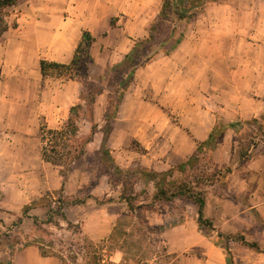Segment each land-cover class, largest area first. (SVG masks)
Masks as SVG:
<instances>
[{"label": "rangeland", "instance_id": "obj_1", "mask_svg": "<svg viewBox=\"0 0 264 264\" xmlns=\"http://www.w3.org/2000/svg\"><path fill=\"white\" fill-rule=\"evenodd\" d=\"M260 2L263 4L260 3L262 6L259 13L264 16V2L261 0ZM248 3V0H239L242 9L247 8ZM201 12L197 13L196 18ZM191 21L187 24L192 23ZM187 24L179 28L180 32L185 33ZM247 24L246 19L242 21V26ZM261 25L264 27V22H261ZM233 39L231 42L230 40L223 42L220 49L224 50L222 53L218 51L219 57L215 50L210 52V66L203 69L208 78L203 86L204 91L200 90V87L197 89L196 83L189 85L187 89H190L187 91L190 93L193 88V97L185 98L187 95L170 97L166 101V112L158 107L152 110L150 103H141V109L135 108L133 113L132 109H126L125 113L118 116L120 121L115 125V132L113 122H110L111 130L106 140L107 148L116 164L124 171L166 173L198 156L199 159L192 168L188 167L185 172L174 170L173 176H168L166 180L176 184L186 182L196 192H203L205 199L211 200L216 196L226 200L223 201L221 217H218L220 215L214 209L211 213L218 218L216 223L213 222L215 229L211 231L198 227V208L187 198L180 197L172 202L154 199L157 193L155 182L163 179L160 176L155 182L151 181L147 174L138 173L134 177L137 178L135 205L138 209L136 217L128 216V206L120 199L122 182L111 175L112 171H109L102 162L100 154L109 124L105 120L109 103L107 97L114 94L119 81L95 82L94 90L103 89L104 93L97 99L103 110L101 117H96L97 134L88 145L85 156L67 173L62 192L64 177L61 168L45 163L41 158L39 129L40 124L44 122L48 125L45 116L41 113L36 114L33 106L25 104L26 99L22 101L19 98L26 90V83L10 80L6 75L2 77L0 73V222H3L0 223V230L11 237L10 241L6 236L0 237V241H8L0 246V260L12 261L15 264V259L25 250L38 249L24 248L27 242L43 238L47 240V244L50 241L55 242L56 250L62 247L72 248L78 256V264L90 263L83 248L87 243H93L104 250L105 264H219L220 256H225L227 261L225 248L230 249L234 264H264L263 254L252 252L239 240L227 238L243 236L246 241L256 242L264 248V219L256 209L246 211L249 205L246 197L238 198L234 192L227 193L226 188L229 175L238 169V160L235 162L233 158L234 155H238V147L240 151L241 144L250 150V157L247 160L264 155V115L256 119L257 123L252 122L254 119L227 124L222 120L220 126L236 125L233 129L234 143L229 147V151L227 150V154L223 150L218 151L223 138L217 137V144L213 150L206 148L201 154L179 162L180 157H177L176 153L173 154L174 150L165 143L166 137H172L173 141L176 139V143L180 145L178 149L181 147V151L183 150L186 155L184 148L187 144L182 140L183 137L187 140V137L186 131L182 128L186 126L189 118L192 120L200 117L197 115L199 110H207L212 117L221 112L226 114L225 108L229 114L236 112L238 93L241 91L246 92V97L244 95L246 100L249 99L250 93L264 96V48L260 47L256 51L238 49L240 39ZM246 39L254 40L247 35L240 41ZM255 41L263 43L264 33ZM200 70L202 68L197 70L194 68L195 74L200 73ZM183 85L184 82L179 85L176 92L181 91ZM147 88L144 86L142 98L154 103L155 97ZM220 116L226 118L218 115ZM139 120L146 123L153 121V125L147 124V128H143L141 134L147 143L150 139L156 138L153 142L155 145L147 148L138 139ZM48 126L59 129L55 127L56 125ZM80 129L83 135H87L91 131V125L82 120ZM158 156L169 161L164 171H156L152 166L158 161L156 159ZM223 159L224 161L229 159V163L224 161L223 164L218 163ZM245 161L240 159L239 166ZM227 169L231 170L230 173ZM231 183L238 187V178L233 177ZM130 188L131 185L128 186V189ZM48 197L55 202L59 200L69 202L76 198H86L87 201L83 205L65 208L67 220L74 225L72 227L61 218H58L60 227L44 226L46 233L38 231L31 218H25L20 227L13 226V223L22 217L25 206L34 202L39 203V207L30 210L29 214L39 217L42 221L46 220L48 208L41 207L40 203L45 202ZM260 199L264 200V196ZM52 206L55 207V204ZM240 206L245 209L239 210ZM205 216L208 219L211 217L206 215V211ZM115 228L117 231L113 242L104 244ZM171 243L174 245V251ZM17 249L21 250L16 251ZM13 251L16 252L12 257ZM240 256L243 257L242 261L239 260Z\"/></svg>", "mask_w": 264, "mask_h": 264}, {"label": "crops", "instance_id": "obj_2", "mask_svg": "<svg viewBox=\"0 0 264 264\" xmlns=\"http://www.w3.org/2000/svg\"><path fill=\"white\" fill-rule=\"evenodd\" d=\"M248 2L245 9L241 8L239 0H215L208 3L198 17L191 21L192 23H186L188 26L185 27L184 40L175 51L170 55L161 53L145 67L137 70L118 116L125 113L126 109H132V113L135 112V108L141 109V103H150L152 110L158 107L166 112V101L170 97L184 95H187L185 98L193 97L194 89L192 88L190 93L187 91L190 89H187L189 85L196 83L197 89L200 87L199 89L203 90L208 81L203 69L210 66V52L215 50L219 57L218 51L222 53L224 50L220 49L223 42L228 40L231 42L232 38L241 40L243 36L250 35L254 40H239L238 43L241 44L238 49L256 51L260 47L264 48V42L255 41L264 33V27L261 25L264 16L259 13L261 2L260 0ZM162 3L163 0H23L17 6L7 9L8 22L12 24L16 21L18 25L16 28L11 27L0 38V73L2 77L6 75L10 80L26 83V90L19 98L22 101L26 99L25 104L33 106L36 114H43L48 125L61 128L70 115V108L80 101L84 86L77 80L44 76L41 62L70 64L84 32H88L95 41L90 49L91 60L87 63V75L93 82H104L110 68L124 59L137 40L147 37L148 27L158 18ZM245 19L248 24L242 26ZM212 42L216 44L213 45ZM194 68L202 70L195 74ZM182 82L184 85L181 91L176 92ZM144 86H147L148 91L155 97L154 103L142 98ZM245 93V91L238 93L236 112L228 114L224 108L226 114L217 113V116L214 114L212 118L210 112L202 109L197 113L200 117L192 120L189 118L186 126L182 128L186 131L187 137V140L185 137L182 140L187 144L184 148L186 155L183 150L181 151V147L178 149L180 145L176 143V139L173 141L172 137H166L165 143L174 150L173 154L176 153L177 157H180L179 162L198 154L199 144L208 140L213 129L220 125L222 120L226 124L241 123L264 115V96L247 92L249 99L246 100ZM103 95L104 93L100 96ZM107 99L109 100L108 97ZM102 113L103 110L97 100L95 118L101 117ZM118 121L119 117L111 121L113 132ZM147 124L151 126L153 121L149 123L138 121L140 130L138 139L148 148L155 145L153 142L156 138L150 139L148 143L147 140L146 142L143 140L141 130L146 129ZM234 135V130L228 129L218 151L223 150L227 154L229 147L233 146ZM159 157L152 166L156 171H164L169 161L167 158ZM229 159L220 160L218 163L223 164V161L229 163ZM237 160L238 169H235L227 180V193L234 192L238 198L246 197L249 204L246 211L256 209L264 219V200L260 199L264 196V155L250 158L239 166L238 147V155H234L233 158V161ZM233 177L238 178V187L232 185ZM223 201L226 202L222 197L215 196L211 200L206 198V215L211 216L210 219L215 223L218 218L211 213L214 209L220 215L218 217H221ZM240 207L239 210L245 209ZM171 248L174 251L172 243ZM21 256L15 259V264H62L57 258L42 257L35 248L25 250ZM242 258L240 256L239 260L242 261ZM218 263L227 264L226 257L220 256Z\"/></svg>", "mask_w": 264, "mask_h": 264}, {"label": "trees", "instance_id": "obj_3", "mask_svg": "<svg viewBox=\"0 0 264 264\" xmlns=\"http://www.w3.org/2000/svg\"><path fill=\"white\" fill-rule=\"evenodd\" d=\"M23 0H0V38L11 27L16 28L17 22L10 24L8 22L9 12L7 9L13 8L20 4ZM215 0H163L162 7L158 18L150 25L149 35L143 40L135 43L132 50L124 57L118 64L112 66L108 71L104 80L108 83L112 81H119L118 87L112 96L109 97L108 108L105 115V120L109 122L105 134L106 139L100 149L101 160L106 165L109 171H112V176H115L122 182V194L120 199L128 206V216L136 217L138 206L135 205L137 194L135 192V184L139 174H147L151 177V181L155 182L157 177H162L156 183L157 193L154 196L156 201L172 202L177 198L184 197L193 202L197 206V224L200 229L214 230L213 221L206 218L205 208L206 199L203 192H196L192 186L186 182L176 184L175 182H167L168 176H173L174 170L180 172L187 171V168H192L195 162L199 159L194 156L187 162L179 165L177 168L171 169L166 173L148 172L143 171H124L116 164L115 159L112 157L110 150L107 148L106 140L111 130L110 122L118 117L120 106L124 100L126 92L134 82L135 75L138 69L145 67L153 61L161 53L170 55L175 51L184 40V32H180L179 28L196 18L197 13L204 10L209 2ZM95 38L88 32H84L82 41L80 42L73 60L70 64H59L56 62H41V69L44 76L53 78H63L67 80L80 81L84 90L80 101L70 108V115L64 125L59 129L50 128L46 122L40 124L39 136L41 141V158L42 161L52 164L61 168L64 183L62 185V192L65 188V180H67V173L71 167L79 161L87 152V147L94 140L97 134L98 124L96 123L95 110L98 96L103 94V89L94 90L95 82L91 81L87 75V63L91 60L90 49L94 43ZM87 121L91 125V131L87 135H83L80 129L81 121ZM258 120H252L257 123ZM228 128L234 129L236 125L230 124L229 126H220L219 124L211 132L207 141L200 143L198 146V153L201 154L204 149L209 148L213 150L217 144V137L222 139ZM251 146V144H249ZM250 157L249 148L240 145V159L245 161ZM230 169L227 172L230 173ZM147 182V179H145ZM131 188L128 189V186ZM40 203L41 207H47V218L42 221L37 216H31L30 210L36 209L39 203H32L24 208L22 217L13 226L20 227L25 218H31L36 225L38 231L46 233L44 226L60 227L58 218L66 221L69 227L74 226L67 220L65 208L67 206L83 205L87 199L76 198L75 200L66 202L59 200L55 202L50 197ZM110 201V200H109ZM36 203V204H35ZM55 204V207L52 206ZM3 223V222H0ZM117 228L114 229L108 241L104 244L112 243ZM6 236L8 241L11 237L5 235L0 230V237ZM221 237L222 235L219 234ZM228 239L239 240L249 250L257 254L264 255V248L256 242H248L243 236L240 237H227ZM13 239V238H12ZM6 242L0 241V246L5 245ZM43 238H38L35 241L27 242L24 248L37 247L42 257H53L61 261L62 264H78V256L74 253L72 248L62 247L56 250L55 242L50 241L47 244ZM87 254L89 264H105L104 250L95 246L93 243H87L83 246ZM17 249L16 251H20ZM11 252L13 257L15 252ZM227 256V264H234L233 256L229 248H225ZM0 264H13L12 261L5 262L0 260Z\"/></svg>", "mask_w": 264, "mask_h": 264}]
</instances>
